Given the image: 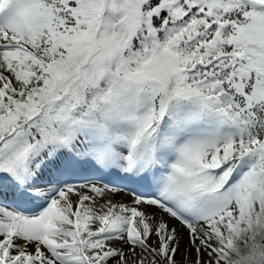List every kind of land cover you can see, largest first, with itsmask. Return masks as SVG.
I'll return each mask as SVG.
<instances>
[{
  "label": "snow or ice",
  "instance_id": "snow-or-ice-1",
  "mask_svg": "<svg viewBox=\"0 0 264 264\" xmlns=\"http://www.w3.org/2000/svg\"><path fill=\"white\" fill-rule=\"evenodd\" d=\"M0 264H264V0H0Z\"/></svg>",
  "mask_w": 264,
  "mask_h": 264
}]
</instances>
